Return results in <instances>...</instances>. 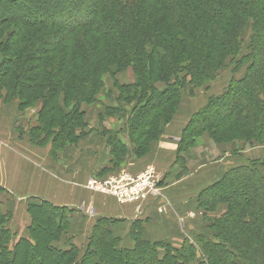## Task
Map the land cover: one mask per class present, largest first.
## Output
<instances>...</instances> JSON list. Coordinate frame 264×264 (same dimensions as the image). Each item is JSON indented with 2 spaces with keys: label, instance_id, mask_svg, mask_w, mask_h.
Returning <instances> with one entry per match:
<instances>
[{
  "label": "trees",
  "instance_id": "obj_1",
  "mask_svg": "<svg viewBox=\"0 0 264 264\" xmlns=\"http://www.w3.org/2000/svg\"><path fill=\"white\" fill-rule=\"evenodd\" d=\"M81 1L26 0L22 1V4L16 5L12 3L15 2L13 0H0V10H11L8 13L10 16L0 17L1 64L5 66L3 71L0 66V101L3 98L8 101L18 100L22 112L33 106H40L41 109L37 115L38 126L31 130L30 137L37 144L43 145L51 142L55 155L65 146L76 145L86 138L89 124L85 119L84 106L89 107L94 104L95 96L102 83L100 80L102 70L105 73L116 74L115 70L117 72L127 66L129 62H136L140 66L136 70L139 73L138 80H140L137 89H142L146 88L147 84L154 86L157 81L168 83L171 79H175L176 75L180 73V66L189 62L191 67L187 71L194 76L196 81H200L202 78L208 80L224 65L228 58L233 57L234 59L238 55L243 26L238 28L237 26L244 24L247 16L252 12L259 18H263L264 21V0H252L253 2L251 1L250 4L241 6L237 5L234 0L225 1V5L217 4L214 0H202L200 4V0H197L199 4L196 9L190 0H181V7H183L181 15L183 17H181L180 11L171 9L173 6L169 1L165 3L164 0H141L140 3L142 2L144 7H140V11L137 12L138 25L142 23L139 16H148L149 19L154 15L155 4L166 9H164L158 31L160 37L163 38H154V35H150L148 32L145 40H142L139 38L140 35L134 34L137 28L133 27L131 22L136 24V21L133 20L134 17L129 18L132 15L129 10L131 7H136L133 4L130 6L127 3L128 0H91L94 3L89 5H94L93 9L90 6L84 7L81 5ZM91 1L89 0V3ZM30 3L32 5L48 3L49 10L52 11L47 13L48 11L45 10L46 13H44L36 6L29 5ZM11 5L15 6L17 10L13 9ZM120 8L122 13L118 11ZM171 10L173 11L170 12ZM194 10L198 17L190 20L188 16L194 13ZM202 12L208 13L213 18L205 22ZM127 13H129L127 16L130 22L125 15ZM171 21L174 22V25ZM12 24H19L23 28L21 30L4 28L6 25ZM55 28L71 34L70 45L65 48L67 51L62 55L63 61L57 65L55 64V55L47 60V55L56 52L58 46L64 43L63 35L61 37L47 36ZM25 29L31 32L24 35L23 30ZM138 29L141 30V27ZM194 30H197L195 32L197 36L195 34L194 38H186V34L190 36L189 32ZM80 31H83V36H81L83 40L76 39V35ZM34 32L39 33L37 34L39 43L45 42L43 46L48 47L44 48L38 44L30 45L29 42L34 38L30 34ZM179 34H185L186 37L183 36L184 38L180 40ZM12 38L13 40L10 41ZM263 38L264 31L260 40ZM260 40L251 53L255 59L250 65L248 77L243 82L247 83L250 92L244 91L240 94L233 90H227L216 98L218 99L217 103L225 101L227 109L232 111L231 114L230 112L228 114L225 112L226 110L222 109L224 114H227V117L225 116L227 121H223L221 118L222 111L215 114L216 123L220 122V126L223 127V122H225L227 125L238 128V131L232 134L236 140L242 138L250 142L255 139H264V72H262V60L260 59V57H264V47L262 44L259 46ZM146 44H151L149 47L152 51L149 55L144 49ZM94 45L97 47L92 48ZM157 45H161L165 53L163 51L155 53L154 51L159 47ZM30 46L31 51L28 49ZM45 60L49 61V64L43 65ZM148 63L152 64V68L147 69L150 70V74L144 71V67ZM159 65L163 67V71L158 70ZM11 67L16 69L12 70ZM177 80L178 77L173 82L176 83ZM128 87L124 86L123 91ZM150 89L152 97L148 102V110L142 114L141 111L146 108V104L143 101H135L137 106L134 108L135 110H131L132 114L129 113L130 121L127 123L129 127L128 139L130 144H133V153L139 158L148 155L151 151L150 146H152V142L154 143L152 140L147 147L144 145L142 147V141L150 138L147 134L157 123L154 120L153 111L162 104L160 101L156 102V98L162 99L163 104L170 100L165 98L167 90L157 93L152 85ZM142 97L146 98L145 95ZM215 104L212 103L211 108ZM119 108L121 106L111 107L110 110L113 109L112 111H119V114H122L123 110ZM232 114L234 117L230 119ZM205 118L210 120L209 116ZM234 118L236 119L234 120ZM170 119L172 120V117L163 121L164 128ZM134 120L141 124L142 130L139 134L137 133L139 131L136 130L137 127L133 128ZM162 131L161 129V134ZM232 137L229 138L232 139ZM106 142L107 148L110 149L111 165L115 168L120 167L128 160L130 148L120 138H106ZM190 149L191 147H179L177 162L183 160L185 163L184 158L186 157L182 156V152L187 154ZM184 163H180L182 168ZM260 164L261 167H264V160L260 161ZM255 178L258 185L247 188L246 181L250 182ZM240 185L241 189L238 190L237 187ZM217 187H221L223 190L220 193H215L214 201L225 202L228 205V210L214 223L215 240L205 239L195 241V243L186 241L183 250L179 251L171 244L143 239V228H141V224L135 223L132 231L135 246L134 249L126 250L117 249V238L109 229H103L97 235V240L101 245L107 246L111 250L112 256L106 263L188 264L194 260L195 254L198 253L204 259L200 261V264H264V176L256 168H235L229 170L222 181L217 182L213 187L211 185L205 193ZM46 205H49L50 209H47ZM34 206L49 221H53L58 211L67 210L52 206L47 202ZM208 209L210 211L212 207ZM69 219L70 217L66 216L59 221L56 220L55 223L52 222L53 227L57 225L61 229L62 222L65 221L69 224ZM105 220L109 222L108 219ZM40 225L38 221L31 228L32 242L23 238L20 242L10 246L13 236L8 227H4L3 218L0 216V264H27L30 249L37 248L34 240L39 236L44 238L39 230L35 231ZM46 231L48 236L58 239L59 231H55L54 228L46 229ZM159 249H163L166 255L161 257ZM43 250L49 253H62L61 255L64 257L69 253L57 251L50 246ZM103 251L100 250V256H107ZM178 251L179 254H177ZM8 252L15 254L12 259L5 258ZM119 256L122 258L118 259ZM87 258L88 255L77 262L76 255H73L67 264H72L74 261L77 264H95ZM57 264L63 263L60 261Z\"/></svg>",
  "mask_w": 264,
  "mask_h": 264
},
{
  "label": "rangeland",
  "instance_id": "obj_2",
  "mask_svg": "<svg viewBox=\"0 0 264 264\" xmlns=\"http://www.w3.org/2000/svg\"><path fill=\"white\" fill-rule=\"evenodd\" d=\"M15 2H12L13 4H22V1L26 0H13ZM44 1V0H40ZM91 1V0H90ZM141 0H128L127 3L131 6L132 4L136 8H132L129 10V13L132 15L130 17H134L135 23L131 24L136 26L137 31L134 32L137 33V35H140V39L145 40L146 38V33L149 32V34H153L154 38L155 37H160L159 34V29H160V20L163 18V13H164V7L163 6H158L155 4L154 6V15L150 16L148 19V16H139L141 19L140 21L142 22L141 25H138V14L137 12L140 11L141 8L144 7L142 2L140 3ZM143 1V0H142ZM165 3L169 1L172 4L173 10L180 11V15L182 14V2L181 0H164ZM196 7H198L197 0H190ZM200 0V4H201ZM222 5H225V1H232V0H214ZM236 1L237 5H247L250 4L252 0H234ZM254 1V0H253ZM252 1V2H253ZM93 4L94 2H90L89 0H82L81 5L84 7L88 8L89 6L93 9L94 5H89ZM32 5L30 3L29 5L31 6H36V8H39L40 11H43L46 13L45 10L51 12L52 10H49L50 7H48V3L46 5ZM138 5V6H137ZM13 9L17 8L13 5H11ZM141 7V8H140ZM166 10V9H165ZM171 10L170 12H172ZM11 10H0V17H5L8 15V13ZM15 11V10H14ZM120 13H122V9L118 10ZM125 14L127 17L128 22H130V19H128V14ZM145 13V12H144ZM143 13V14H144ZM203 13V12H202ZM16 14V12H15ZM205 17V22L206 20H210L211 17L208 13H203ZM183 17V15H181ZM190 20H194V18L198 17V14L194 10V13L188 16ZM187 17V19H188ZM248 18L246 19L244 24H239V26H243V31L240 35V51L236 58L233 59V57L228 58L224 65L221 66L214 74L213 77H211L208 80H203L205 78H202L200 81H196L194 79L193 75H190L188 73V69H190L191 64L189 62H186L185 64L180 66L179 72L176 77H178V80L176 83L175 79H171L168 83L164 81H157L154 86L153 84H147L146 88L137 89V85L139 86L140 80H138L139 73L136 72V70L140 67L138 63L136 62H129L127 66H124L121 70H115L116 74H109L108 72H104L102 70V78L101 84L99 86V91L98 94L95 96L94 104L91 106L87 107L84 106V111H86V116L85 119L88 120L91 119L88 124L89 127L87 128L86 132V138L80 142H86L88 139L90 140V147H93V153H98L99 159H97L98 164H99V170H101L100 166L101 165H111L109 161V151L110 149L107 148L108 144L106 142V138H120L124 143H126L127 147H133V144H130V141L128 139V132H129V127L127 123L130 121L129 118V113L132 114L131 110H135L134 108L137 106V103L135 101H143L146 104V108L141 111L143 114L146 112L149 108V99L152 97V90L151 85L155 92L159 93V91H164L167 90V93L165 94L166 99H170L169 101L165 102L163 104L162 99L159 100L158 97L156 98V102L160 101L162 104L159 106L157 109H155L154 112V120L157 122L156 125L152 127V130H150L147 134L150 138L146 141H142V147L148 146V143L150 141L152 142V146L158 145L161 142V137L166 131V127L168 125H171L176 116L180 113V130H177V134L180 135V143L179 147H191L189 150V153L186 154V152H182V156L186 157L185 163L183 160L180 161L185 164L184 167L182 168V165H180V180L187 178V177H192L196 176V174H200V178L197 180L200 181L198 189H203L205 188L204 185H208V177H214L216 179V184L217 182L222 181V179L226 176V174L229 172L231 169L230 167L232 166H237V168H244V167H252L256 168L260 172L262 176H264V167H261L260 161L264 160V139H255L253 141L248 142L245 139L241 140H236V138L232 137V134L236 131H238V128L232 125H227V123H224V126H220V122L216 123L215 119V114L220 113L223 110H226L225 112H230L229 109H227V105L224 104L225 101H220L217 103L218 99L217 97L221 96L224 94L225 91L227 90H233L234 92L237 93H244V91L250 92V89L247 87V83H243L244 80L248 77V73L250 72V65L254 62V59L251 56V53H253L254 47L260 40V37L264 31V21L262 20L263 18H259L255 14H250L247 16ZM172 24L174 25V22L171 21ZM135 24V25H134ZM260 26V27H258ZM138 27H141V30L138 29ZM5 29H20L23 28L19 24H12V25H6L4 27ZM27 32H31L28 29L23 30L24 35L27 34ZM197 30H194L192 32H189L190 36L188 34L187 37L184 35L179 34L180 40H182L184 37L191 39L194 38V35L196 34ZM47 36H58L61 37L62 35L64 36V43L58 46V49L56 52H52L51 54L47 55V60L52 58V55L56 56L55 64H60L63 61L62 55L67 51L65 49L68 47L69 44V37L71 34L69 32L60 30L59 28H55L54 30H51ZM181 33V32H180ZM187 33V32H186ZM37 34L39 33H32L30 36H34V38L31 39L29 42L30 45L38 44L41 47H48V46H43L45 42L42 44L39 43V39H37ZM46 35V34H43ZM81 36H83V31L78 32L76 35V39H81ZM184 36V37H183ZM197 36V34H196ZM43 37V36H42ZM161 38V37H160ZM163 38V37H162ZM161 38V39H162ZM24 39V36H23ZM35 39V40H34ZM13 40L10 39V41ZM156 41V40H155ZM154 41V42H155ZM261 43L259 46L262 44L264 47V38L260 40ZM180 42V41H179ZM147 46L144 48L145 52L149 55V53L152 51L151 47H149L151 44H146ZM181 45V44H180ZM31 46L30 51H31ZM159 47L156 48L154 51L155 53H158V51H163L165 53L164 48L161 45H157ZM97 47V45H94L92 48ZM53 49V48H52ZM19 51V48H17ZM21 50V49H20ZM71 50V48H70ZM29 51V52H30ZM6 55V54H5ZM11 56V55H10ZM9 57V56H7ZM6 57V58H7ZM159 57V56H158ZM1 53H0V66L2 67L1 70L3 71V68L5 69V66L1 64ZM262 60V72H264V57H260ZM49 61H44L43 65L49 64ZM188 66V68H186ZM12 70L16 69L11 67ZM152 64L148 63L144 67V71L147 74H150ZM186 68V69H185ZM158 70L163 71V67L159 65ZM104 72V73H103ZM100 73V76H101ZM243 79V80H242ZM148 83V82H146ZM173 85V86H172ZM124 86H129L127 89H124ZM142 95H145L146 98L142 97ZM135 99V100H134ZM211 103V104H210ZM212 103H216L213 108H211ZM226 105V106H225ZM120 107L122 108V114H119V111H112L110 110L111 107ZM40 106H33L30 108H27V110H31L35 112V116L38 115V109ZM110 107V108H109ZM121 108H119L121 110ZM201 113V114H200ZM130 114V116H131ZM163 115V116H162ZM227 114H224L222 111L221 113V118L223 121H227L225 119V116ZM210 117L209 121L205 117ZM171 118L168 125L164 128L163 121L166 118ZM227 117V116H226ZM229 117V116H228ZM234 115H231L232 119ZM104 121H103V120ZM200 119V120H199ZM236 118H234L235 120ZM199 120V121H198ZM152 121V122H155ZM231 121V120H230ZM162 122V123H160ZM215 122V123H213ZM105 123V124H104ZM234 123V122H233ZM113 124H115V127H112ZM236 124V123H234ZM163 125V127H161ZM211 127H210V126ZM38 126V119H36L35 125L29 129L32 130ZM110 128L107 129L106 127ZM137 127V132L138 134L141 133V124L140 122H136L134 120L133 122V128ZM161 129L162 134H161ZM118 130V131H117ZM132 130V129H131ZM132 132V131H131ZM130 132V133H131ZM196 132V134H193ZM161 137L159 138V136ZM229 135V136H225ZM232 137L229 138V137ZM79 142V143H80ZM77 143V144H79ZM42 145V144H41ZM44 145V144H43ZM150 146V147H152ZM106 149V150H105ZM192 154V155H191ZM193 156V157H192ZM187 159V160H186ZM102 166V167H103ZM112 167V166H111ZM211 169V172L208 171V169ZM207 169V170H206ZM116 168L113 167L112 169L105 167L103 170L100 171V177H107L110 176L109 174H112L115 171ZM233 170V169H231ZM119 172L121 171H128V170H118ZM113 175V174H112ZM202 175L207 176L204 177L205 182L202 180ZM215 175V176H214ZM247 183L245 184L246 187H254L255 185H258V181L255 179L250 180V182L247 180ZM212 183V182H211ZM212 185V187L214 186ZM211 187V186H210ZM238 190L241 189V185L237 187ZM208 189L201 190L198 198V205L201 207V225L199 222H196V225L193 227L190 225H187L184 221L180 222V233L177 229H172L168 233V236H173V238H170V242H165L164 240L160 241L162 243H167L171 244L172 247L179 249V251L183 250V246L186 241H191L193 243L198 242L199 240L203 241L205 239H213L215 240L216 233L214 231V223L221 217L223 216L227 210H228V205L225 202H216L214 201V195L216 192H222L223 188H214L210 190L209 192L205 193ZM0 191V195H1ZM104 195V194H103ZM44 204V202H42ZM214 203V204H213ZM16 202H12L11 205H15ZM26 205V209L24 211V216L23 218H16L11 212L5 213V210L0 207V216L3 218V225L4 227H8L10 230V227L14 229V227H18L20 232L14 233L10 230V233L12 234V239L10 242V246L15 245L16 243L20 242L23 237H25L28 240L33 241L32 239V226L39 221L41 224L38 226V229L40 233H42V236L44 238H41L39 236L38 239L34 240L36 242L37 248L34 250L33 248L30 249V255H29V260L27 264H57L58 262L61 261L63 264H67L68 260L73 256L76 255L77 257V262H79L82 258H84L86 255H88V260L90 259L93 261L95 264H107L106 262L108 261L109 258H111V250H109V247L101 245L99 241L97 240L98 237L97 235L100 233L101 230L103 229H109L113 236L117 238V249H126V250H131L134 249L135 243L132 239V231L133 228H131L130 231V239L132 242L130 243V246L128 242L125 239L126 235L125 231H119L116 232L114 230V225L111 223V221H107L103 218L96 220L95 223H87L85 221V216L82 215L80 212H77L78 214H74V211H69V210H62L58 211L55 218H53V221H49L48 218H45L44 215L40 212H38L37 208H35L34 205H30L27 203H21ZM8 204H6L4 207H6ZM17 205V204H16ZM20 205V203H18ZM50 207L49 205H46L47 209ZM212 210L208 211V208H211ZM11 209V208H10ZM52 209V208H51ZM33 212V214H32ZM9 214L8 216H3ZM72 215V216H71ZM70 217L69 219V224L67 222L63 221L62 225L59 229L56 225V227H53L54 221H59V219H63L65 217ZM53 222V223H52ZM117 225V224H116ZM115 225V226H116ZM55 226V225H54ZM182 226V228H181ZM49 228H54L55 231H59L60 233L58 236V239L51 238L48 236L45 232L46 229ZM118 229V227H116ZM45 229V230H44ZM124 230V229H122ZM34 231V230H33ZM54 231V230H52ZM115 231V232H114ZM50 233V232H49ZM143 234V239H146V236L144 234V231L142 232ZM179 237H175L178 236ZM118 235L120 237L118 238ZM175 237V238H174ZM179 238V239H178ZM149 241V239H148ZM50 242V244H48ZM152 242V241H151ZM156 242V241H154ZM90 245L88 248L87 246ZM51 247L52 249L55 248L57 251L60 252H69L65 257L62 256L61 254H56V253H49L45 252L43 249L46 247ZM23 247V246H21ZM11 249H13L11 247ZM20 249V248H19ZM18 249V250H19ZM88 249V251H87ZM105 251L107 256H100L99 252ZM160 250V255L163 257L166 255V252L163 249ZM103 251V252H104ZM179 251L177 254H179ZM40 254V255H39ZM13 252H8V255H5V258L12 259L14 257ZM194 256V255H193ZM196 257H194V260L189 262L188 264H200V261L204 260L203 257L199 256V254H195ZM64 257V258H62ZM121 259L122 256H119ZM19 257L17 258V260ZM75 261L72 264H77ZM124 264V263H123ZM135 264H142L141 262H137Z\"/></svg>",
  "mask_w": 264,
  "mask_h": 264
},
{
  "label": "crops",
  "instance_id": "obj_3",
  "mask_svg": "<svg viewBox=\"0 0 264 264\" xmlns=\"http://www.w3.org/2000/svg\"><path fill=\"white\" fill-rule=\"evenodd\" d=\"M36 119L34 111L20 110L18 100L3 98L0 101V207L5 213L11 212L14 217L23 218L26 205L21 203L40 205L47 202L74 211V214L80 212L89 224L103 218L113 223L116 232L129 230L123 232L129 246L132 242L130 231L135 223L141 224L147 240L157 243L162 240L170 242L169 239L173 238L168 236L171 228L180 233L181 221L190 227L196 222L201 225L199 194L213 185L216 179L208 177L210 184L204 185L203 189H198L200 174L180 180V162H177L180 135L176 132L180 130V113L166 127L160 144L152 146L148 155L139 158L133 153L134 147H129L128 160L112 173L116 174L118 170L137 172L150 166L160 173V196L147 201L141 210L136 204H121L113 197L85 188L91 177L99 176L105 167L112 169L113 166L101 165L99 170L98 153H93L89 139L65 146L56 155L53 154L51 142L41 145L30 137L29 129L35 125ZM90 120L88 117L86 121ZM208 171L211 172V169ZM202 176L205 182L204 177L207 176ZM13 201L17 205L12 206ZM10 230L17 234L20 232L16 226L14 229L10 227Z\"/></svg>",
  "mask_w": 264,
  "mask_h": 264
},
{
  "label": "built area",
  "instance_id": "obj_4",
  "mask_svg": "<svg viewBox=\"0 0 264 264\" xmlns=\"http://www.w3.org/2000/svg\"><path fill=\"white\" fill-rule=\"evenodd\" d=\"M161 179L160 173L150 166L137 172L121 171L103 178L93 176L85 188L113 197L121 204H136L141 210L147 201L160 196Z\"/></svg>",
  "mask_w": 264,
  "mask_h": 264
}]
</instances>
